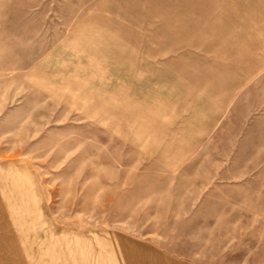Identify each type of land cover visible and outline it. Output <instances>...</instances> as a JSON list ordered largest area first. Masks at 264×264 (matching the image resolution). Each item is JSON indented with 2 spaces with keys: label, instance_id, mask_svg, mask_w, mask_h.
<instances>
[{
  "label": "rangeland",
  "instance_id": "374dc122",
  "mask_svg": "<svg viewBox=\"0 0 264 264\" xmlns=\"http://www.w3.org/2000/svg\"><path fill=\"white\" fill-rule=\"evenodd\" d=\"M0 264H264V0H0Z\"/></svg>",
  "mask_w": 264,
  "mask_h": 264
}]
</instances>
